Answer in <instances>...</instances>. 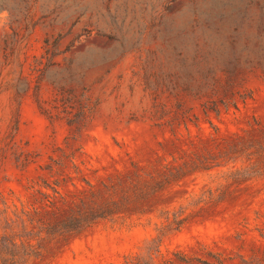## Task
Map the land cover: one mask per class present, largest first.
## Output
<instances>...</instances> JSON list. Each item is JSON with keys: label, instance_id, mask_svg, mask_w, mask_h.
Instances as JSON below:
<instances>
[{"label": "rangeland", "instance_id": "1", "mask_svg": "<svg viewBox=\"0 0 264 264\" xmlns=\"http://www.w3.org/2000/svg\"><path fill=\"white\" fill-rule=\"evenodd\" d=\"M0 264H264V0H0Z\"/></svg>", "mask_w": 264, "mask_h": 264}, {"label": "trees", "instance_id": "2", "mask_svg": "<svg viewBox=\"0 0 264 264\" xmlns=\"http://www.w3.org/2000/svg\"><path fill=\"white\" fill-rule=\"evenodd\" d=\"M116 190H117L116 187H112L111 192L107 191L103 195L97 194L95 196V202L91 206H88L87 211L83 213H79L78 222L86 224L85 226L80 227L79 230H82L86 226H89L95 223L97 220L104 218L103 216H109V215L113 216L119 211V208L123 204L124 198L118 197ZM75 218L73 220H76ZM170 222L171 221L167 220V223ZM175 222H176V227L167 228L164 225L161 229L158 230V233L160 234L162 232H168V234L172 233L174 231H177L184 224L183 219Z\"/></svg>", "mask_w": 264, "mask_h": 264}]
</instances>
